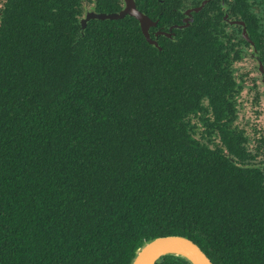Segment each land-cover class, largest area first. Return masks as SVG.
Instances as JSON below:
<instances>
[{
	"label": "trees",
	"instance_id": "trees-1",
	"mask_svg": "<svg viewBox=\"0 0 264 264\" xmlns=\"http://www.w3.org/2000/svg\"><path fill=\"white\" fill-rule=\"evenodd\" d=\"M225 1L264 66V0ZM182 2L135 0L158 19L152 37L180 23ZM122 7L0 6V264H132L165 235L213 264H264V135L234 124L247 42L220 17L159 35L161 49L128 15L81 31L86 10ZM198 14L222 10L213 1Z\"/></svg>",
	"mask_w": 264,
	"mask_h": 264
},
{
	"label": "water",
	"instance_id": "water-1",
	"mask_svg": "<svg viewBox=\"0 0 264 264\" xmlns=\"http://www.w3.org/2000/svg\"><path fill=\"white\" fill-rule=\"evenodd\" d=\"M206 1L207 0H205L202 5ZM127 15L134 17L139 22V26L146 40L150 44L156 46L158 49H161V46H159L157 41L159 35L171 37L174 34L171 32L172 28L181 29L188 26V23L183 25L175 24L169 28L168 32L158 30L154 33V37H152L149 29L150 27L157 25L158 19L153 20L147 14L140 11L136 7L135 0H123V7L119 11L96 12L92 9L86 10L83 17L80 18V29L83 31L87 22L91 19H122ZM225 19L227 18L225 17ZM184 21L186 22L187 20L185 19ZM229 22L232 24H240L242 26V36L252 45H254L253 41L248 36L244 21L233 20ZM258 66L259 71L263 74L262 81L264 82L263 64L259 62ZM166 254L182 256L191 264H213L210 258L195 242L181 235L158 236L150 240L137 251L132 264H155L160 257Z\"/></svg>",
	"mask_w": 264,
	"mask_h": 264
},
{
	"label": "rangeland",
	"instance_id": "rangeland-1",
	"mask_svg": "<svg viewBox=\"0 0 264 264\" xmlns=\"http://www.w3.org/2000/svg\"><path fill=\"white\" fill-rule=\"evenodd\" d=\"M3 0H0V6ZM248 52L251 48H247ZM236 77L241 75L244 77L245 83L241 91L236 95L238 118L235 121V125L240 128H244L247 135L253 139L264 135V96L256 98V90L263 91L262 85H260L259 79H253L258 77L255 71V62L249 57H245L239 62L234 64ZM255 82L256 88H251ZM203 128L200 126L199 130ZM254 141H251L253 145Z\"/></svg>",
	"mask_w": 264,
	"mask_h": 264
},
{
	"label": "flooded vegetation",
	"instance_id": "flooded-vegetation-1",
	"mask_svg": "<svg viewBox=\"0 0 264 264\" xmlns=\"http://www.w3.org/2000/svg\"><path fill=\"white\" fill-rule=\"evenodd\" d=\"M205 0H183V2H182V4H181V8H180V13H181V16H179V17H181L180 18V23H176V24H179V25H183V24H186V23H188V26L191 24V23H193L194 22V20H195V17H220V20L222 21V22H224V23H226L227 25H229L230 26V28H232V27H234V28H236L238 31H240V36L247 42V45H245L244 44V47H243V49L245 50L244 51V57H243V59L245 58V57H247V56H249L254 62H255V68H253V69H255V71L257 72V74H258V77H254L253 79H256V80H258L259 79V82H260V85H262V87H263V91L261 92V90H256V92H257V94H256V98H258V97H260V96H264V82L262 81V78H263V74L259 71V62H261L260 61V58H259V55H258V50L256 49V47H255V44L254 45H252L249 41H247L243 36H242V26L240 25V24H232V23H230L229 21H233V20H241V21H243L242 19H240L239 17L240 16H234V15H231L228 11H227V9H228V4L226 3V1L225 0H207L203 5H202V3L204 2ZM216 2L217 4H218V6H219V8H221V10H222V14L219 16V15H212V14H198L199 12H201L210 2ZM253 2H254V0H252ZM259 1H261V0H257V2H259ZM196 8H198V9H196ZM258 7H256V10L258 11V9H257ZM216 10H218L217 8H216ZM262 11V15H261V17H258V19L259 20H262L263 18H264V12H263V10H261ZM225 17L227 18V19H225ZM187 20L186 22L184 21V20ZM229 20V21H228ZM244 24H245V22H244ZM172 25H175V24H172ZM172 25H170L169 27H168V29L167 30H163V31H166V32H168L169 31V28L172 26ZM187 26V27H188ZM154 27V26H153ZM183 28H186V27H183ZM183 28H181V29H183ZM245 28H246V25H245ZM173 29H178V28H172V30ZM158 30H160V29H157L156 31H158ZM172 30H171V32H172ZM155 31V32H156ZM246 31H247V29H246ZM248 33V32H247ZM249 36V35H248ZM251 39V38H250ZM252 40V39H251ZM253 41V40H252ZM253 43H254V41H253ZM247 48H251V51L250 52H248V50H247ZM241 61V60H240ZM239 62V61H238ZM262 63V62H261ZM264 67V66H263ZM241 77H243L242 75H241ZM240 78V77H239ZM238 78V79H239ZM243 79H244V77H243ZM244 83H245V81H244ZM253 86H251V88H256V84H255V82L252 84ZM241 91V90H240ZM239 91V92H240Z\"/></svg>",
	"mask_w": 264,
	"mask_h": 264
}]
</instances>
